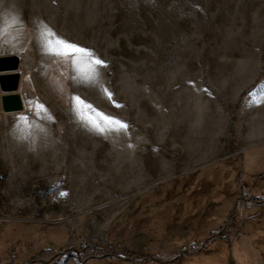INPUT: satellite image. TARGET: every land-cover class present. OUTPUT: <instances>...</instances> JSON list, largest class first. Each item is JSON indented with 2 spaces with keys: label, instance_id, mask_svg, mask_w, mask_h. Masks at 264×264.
I'll return each mask as SVG.
<instances>
[{
  "label": "rangeland",
  "instance_id": "obj_1",
  "mask_svg": "<svg viewBox=\"0 0 264 264\" xmlns=\"http://www.w3.org/2000/svg\"><path fill=\"white\" fill-rule=\"evenodd\" d=\"M5 56L0 264H264V0H0Z\"/></svg>",
  "mask_w": 264,
  "mask_h": 264
},
{
  "label": "water",
  "instance_id": "obj_2",
  "mask_svg": "<svg viewBox=\"0 0 264 264\" xmlns=\"http://www.w3.org/2000/svg\"><path fill=\"white\" fill-rule=\"evenodd\" d=\"M16 56L0 57V103L5 113L20 112L23 103L18 93L20 75Z\"/></svg>",
  "mask_w": 264,
  "mask_h": 264
},
{
  "label": "snow or ice",
  "instance_id": "obj_3",
  "mask_svg": "<svg viewBox=\"0 0 264 264\" xmlns=\"http://www.w3.org/2000/svg\"><path fill=\"white\" fill-rule=\"evenodd\" d=\"M46 44L48 46V50L50 52L59 54V55H75L77 53L79 54H89L90 50L87 48H83L79 45L73 44L65 39H63L62 37L57 36L55 33L49 32L47 34V38H46ZM91 61L94 64L97 65H103L104 61L100 60L99 58L95 57L94 55H91ZM109 95H111L109 93ZM74 100L78 101L79 104L81 106L85 105L86 102L83 101L82 98L80 97H74ZM40 107H43V105H41ZM88 108H91V105H87ZM106 119L112 120L113 118L110 117H106ZM116 123L121 124L123 127H127L126 124H123V122L121 121H115ZM103 129H101L102 131Z\"/></svg>",
  "mask_w": 264,
  "mask_h": 264
},
{
  "label": "trees",
  "instance_id": "obj_4",
  "mask_svg": "<svg viewBox=\"0 0 264 264\" xmlns=\"http://www.w3.org/2000/svg\"><path fill=\"white\" fill-rule=\"evenodd\" d=\"M246 201L248 202V204L249 203H257V204H260V203H262L264 201V194L260 195L259 197H248V199ZM199 251H201V247L200 246L197 247L194 250L193 253H196V252H199ZM187 253L188 252H185L184 254H187ZM106 257L109 258V256H106ZM178 258H180V256L174 258L173 260L178 259ZM173 260H170V261H167V262L166 261H155V260L154 261H155V264H168V263H170ZM138 261H140L139 264H146L147 262H152L154 264V261H150V260H146V259H142V258L140 260L138 259ZM124 262H125V260H124Z\"/></svg>",
  "mask_w": 264,
  "mask_h": 264
}]
</instances>
